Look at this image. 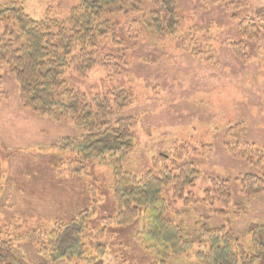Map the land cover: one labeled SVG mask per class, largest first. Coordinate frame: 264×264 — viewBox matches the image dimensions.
Masks as SVG:
<instances>
[{
	"label": "rangeland",
	"instance_id": "374dc122",
	"mask_svg": "<svg viewBox=\"0 0 264 264\" xmlns=\"http://www.w3.org/2000/svg\"><path fill=\"white\" fill-rule=\"evenodd\" d=\"M12 2L33 20L60 21L77 4L76 0H0V7ZM156 2L144 4L152 10ZM176 12L175 32L162 36L143 25V14L110 15L120 41L101 37L96 48L100 65L85 76L68 70L64 79L69 88L88 98L123 90L128 102L115 110L110 122L135 119L131 148L121 161L126 172L139 178L147 172L158 175L163 168L173 171L175 164L189 163L197 169L192 185L184 190V197L192 196L193 203L174 198L171 187L162 189L167 217L186 233L202 225L224 226L250 249L249 227L264 228V194L242 193L238 178L256 170L230 148L244 143L264 146V31L255 40H244L239 31L245 18L264 26V0H176ZM232 43L240 44V56L232 52ZM77 135L73 122L23 108L17 81L0 64V223L7 225L13 239L17 262L13 264L159 260L155 243L148 247L135 238L143 228L142 218L120 227L103 224L117 213L113 172L105 161L91 164L87 174L63 172L58 161L69 153L55 142ZM211 179L227 181L232 199L224 214L202 201ZM85 210L90 215L77 240L91 261L70 253L52 260L39 252L41 232L70 222ZM261 236L264 240V232ZM97 244L106 246L105 253L92 258ZM195 249L167 255L164 263L204 264L195 258ZM0 264H5L1 257ZM256 264H264V255Z\"/></svg>",
	"mask_w": 264,
	"mask_h": 264
},
{
	"label": "trees",
	"instance_id": "16d2710c",
	"mask_svg": "<svg viewBox=\"0 0 264 264\" xmlns=\"http://www.w3.org/2000/svg\"><path fill=\"white\" fill-rule=\"evenodd\" d=\"M145 1L76 0L77 4L71 8L65 21L33 20L13 2L0 7V64L7 67L17 81L18 98L23 108L55 121L73 122L78 135L60 137L55 142L60 150L69 153L58 161L64 167L63 172L87 174L88 167L96 161H105L112 169L117 213L105 219L103 224L120 227L142 218L143 228L136 232L135 238L144 246L155 243L159 253V260L150 264H165L163 259L167 255L184 254L193 248H196L195 258L204 264H256L264 255L262 226L254 224L249 227L252 245L245 249L224 226L202 225L198 230L186 233L167 217L163 188L171 187L173 197L186 204L194 202L192 196L184 197L185 188L191 186L198 175L193 165L175 164L173 171L163 168L158 175L147 172L139 178L122 168L121 161L131 148V129L135 126V119L123 117L111 123L110 117L128 102L123 90L114 89L110 96L88 98L69 88L64 79L68 70L85 76L100 65L96 48L101 37L114 36L120 41L117 24L110 20V15L143 14V25L151 33L173 34L178 16L176 0H156L152 10H148ZM239 31L244 40H255L264 31V26L245 18L240 21ZM239 45L231 44L232 52L238 56L242 54ZM230 152L249 161L256 170V173H246L238 178L242 193L247 196L264 194V146L244 143L231 147ZM202 199L224 214L232 199L227 181L211 179ZM88 215L89 211H82L70 222L55 224L47 232H41L39 252L52 260L70 253L72 257L80 255V259L91 261L85 254L86 248L77 240L84 232ZM6 229L7 225L0 223V257L5 264L17 263L13 239ZM101 237L94 238L99 240ZM105 249V245H95L92 258L104 254Z\"/></svg>",
	"mask_w": 264,
	"mask_h": 264
}]
</instances>
